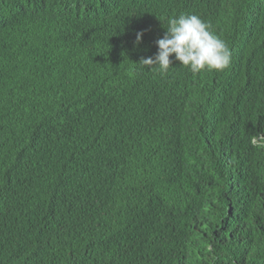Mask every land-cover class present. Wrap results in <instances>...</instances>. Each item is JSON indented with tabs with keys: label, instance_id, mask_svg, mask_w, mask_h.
I'll return each instance as SVG.
<instances>
[{
	"label": "trees",
	"instance_id": "16d2710c",
	"mask_svg": "<svg viewBox=\"0 0 264 264\" xmlns=\"http://www.w3.org/2000/svg\"><path fill=\"white\" fill-rule=\"evenodd\" d=\"M180 14L228 67L139 63ZM257 133L264 0H0V264H264Z\"/></svg>",
	"mask_w": 264,
	"mask_h": 264
},
{
	"label": "clouds",
	"instance_id": "9594fccd",
	"mask_svg": "<svg viewBox=\"0 0 264 264\" xmlns=\"http://www.w3.org/2000/svg\"><path fill=\"white\" fill-rule=\"evenodd\" d=\"M166 31L156 41L158 51L154 56L141 58L139 63L146 67L158 66L166 73L173 61L189 68L193 74L202 70H223L230 64L231 51L227 43L211 28V25L196 14H180L167 21ZM143 33L136 34V44ZM251 143L264 147V133L251 137Z\"/></svg>",
	"mask_w": 264,
	"mask_h": 264
}]
</instances>
